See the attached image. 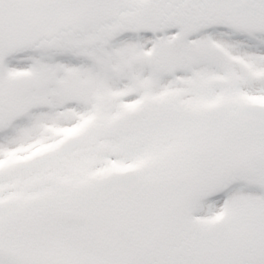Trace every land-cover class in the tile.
Segmentation results:
<instances>
[{
    "label": "snow or ice",
    "instance_id": "6c2138e0",
    "mask_svg": "<svg viewBox=\"0 0 264 264\" xmlns=\"http://www.w3.org/2000/svg\"><path fill=\"white\" fill-rule=\"evenodd\" d=\"M0 264H264V0H0Z\"/></svg>",
    "mask_w": 264,
    "mask_h": 264
}]
</instances>
